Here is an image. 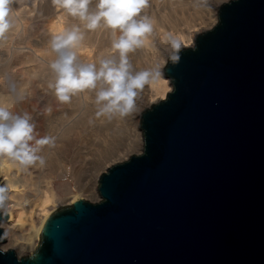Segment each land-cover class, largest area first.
Segmentation results:
<instances>
[{
  "label": "water",
  "instance_id": "95a60500",
  "mask_svg": "<svg viewBox=\"0 0 264 264\" xmlns=\"http://www.w3.org/2000/svg\"><path fill=\"white\" fill-rule=\"evenodd\" d=\"M171 55L142 151L101 173L97 201L57 206L27 255L2 248L0 208V264H264V0L222 3Z\"/></svg>",
  "mask_w": 264,
  "mask_h": 264
},
{
  "label": "bare ground",
  "instance_id": "6f19581e",
  "mask_svg": "<svg viewBox=\"0 0 264 264\" xmlns=\"http://www.w3.org/2000/svg\"><path fill=\"white\" fill-rule=\"evenodd\" d=\"M167 1L169 9L162 13L157 12L151 18L154 33L148 36L144 46L136 49L138 57H150L151 70L158 69L161 74L158 79L138 90L135 110L132 113L109 119L97 115L94 91L86 90L74 96L67 104L56 99L53 89L48 87L50 82H54L49 64L56 58L51 50L50 40L53 34L78 25L84 32V39L77 50L79 60L98 64L100 58L117 55L111 48L113 37L109 36L108 42L104 41L103 36L84 29L78 18L67 13L64 19L50 20L48 32L42 31L41 36H25L29 32L37 31V25L32 21L35 16L19 14L15 17L25 0H13L10 5V15L14 21L11 34L15 36H6V39L0 40V45L3 46L0 50V73L11 71L12 75H16L19 69H23L26 75L17 88L24 92V99L15 102L11 111L21 115L28 113L36 124V138L50 136L54 139V146H43L38 153L45 159L43 166L38 163L21 166L8 156L0 155V184L6 190L4 207L9 213V218L1 224L5 231L4 238L7 239L4 247L18 249V253L26 248L34 250L40 242V230L44 220L53 211V205L67 200L72 203L83 197L85 192L98 198L94 184L88 187L85 180L87 151L95 150L94 148L104 149L107 150V155L102 161L113 159L124 150L114 139L115 133L123 128H128L131 133L127 149L132 151L138 145L144 144L143 133L139 129V115L146 109L143 110L145 101L164 99L172 88L171 80L163 76L167 58L175 51L166 37L179 39L182 47L192 45L194 35L199 34L201 26L211 28L217 22L218 14L215 10L223 0H209L207 5L199 7L201 10L196 8L193 11H189L187 0ZM156 2L158 0H152L151 4ZM49 3L53 5L52 0ZM192 7L195 9V6ZM58 9L55 7V10ZM204 10L207 13L200 17L198 11ZM9 48L12 53L5 57V49ZM8 95L0 92V96ZM98 178L99 174L96 182Z\"/></svg>",
  "mask_w": 264,
  "mask_h": 264
},
{
  "label": "clouds",
  "instance_id": "9594fccd",
  "mask_svg": "<svg viewBox=\"0 0 264 264\" xmlns=\"http://www.w3.org/2000/svg\"><path fill=\"white\" fill-rule=\"evenodd\" d=\"M13 0H0V40L13 28L10 12ZM55 7L76 17L87 30L105 28L111 30V48L117 55L100 58L95 62H81L78 49L84 39V32L78 25L53 34L51 50L56 58L49 64L54 82L56 99L63 104L86 90L95 92L97 115L111 119L113 116L125 117L135 110V98L150 81L160 76L158 69L135 71L128 54L145 45L153 32V22L142 15L148 0H52ZM117 33H119L117 35ZM172 49L173 62H179L182 44L179 39L166 37ZM9 95L0 96V155H6L21 166L45 164L38 155L43 146H54L50 136L36 138V124L28 113L14 114V103L24 99V92L15 83L8 85ZM35 142L34 144L32 142ZM5 188L0 186V208L6 200Z\"/></svg>",
  "mask_w": 264,
  "mask_h": 264
},
{
  "label": "rangeland",
  "instance_id": "374dc122",
  "mask_svg": "<svg viewBox=\"0 0 264 264\" xmlns=\"http://www.w3.org/2000/svg\"><path fill=\"white\" fill-rule=\"evenodd\" d=\"M49 1L50 0H31V1L25 0V3L23 4L20 12H16V15H14L15 17L19 16V14L21 16L22 15L29 16V15L33 14L35 16V18L32 19V21L34 23H36L38 29H37V31L27 33L25 36H41L42 31L46 30L48 32V24H49L50 20H57L59 18H61V19L65 18L66 12L62 9L55 10V6L51 5L49 3ZM151 1L152 0H148V5L142 10V15H146L150 19L152 17L156 16L157 12L162 13V12H164V10L169 9L167 0H158V2H156L155 4H151ZM187 1H188L187 7L190 8L189 11H193V10H196V8L198 10H201V9H199V7L201 8V6L204 7V5H207L206 3L209 0H187ZM227 1H229V0H223L221 2V4L224 2H227ZM93 3H95V0H93ZM192 6H195V9ZM56 9H57V7H56ZM215 12H217V14H218V8L215 10ZM198 13H199L200 17H202L203 15L205 16V14L207 12L204 10L203 12L198 11ZM10 18L13 21L11 15H10ZM13 24H14V21H13ZM162 27L165 28L166 26L165 27L162 26ZM182 27H184V25ZM208 27L206 25L201 26V30L199 31V33L210 28V27L209 28ZM154 29L155 28L153 27L152 33H154ZM12 31H13V28L9 31V33L6 34V36L7 37L8 36H15V35L11 34ZM91 31H95L98 36H103L104 37L103 40L107 41V42H108L109 36H112L111 30L105 29V28H98L96 30H91ZM195 37H196V35H194V41H195ZM109 43H110V41H109ZM192 45H194V42ZM192 45H186V47L192 46ZM2 48H3V46L1 44L0 50ZM5 50L7 52L5 57H9L12 53V49L9 48V49H5ZM128 58H129V61L132 64L133 69L135 71L151 70L152 60L150 59V57L143 55V58L142 57L140 58V57H138V51L135 50L134 52H131L128 54ZM167 60H168V58H167ZM19 70L20 71H18L17 72L18 74H16V75H12L11 71H7L6 74L0 73V74H2L1 75L2 77H0V92L9 94L8 85L10 83H15L16 87H18L20 80L24 77V75H26L25 72L23 71V69H19ZM163 76L167 77L166 75H163ZM171 90H172V88H171ZM148 100L145 101V103H144L145 107L143 108V110L147 107H150L153 103H156L160 99L154 100L153 102L150 101L152 99H148ZM140 115H141V113H140ZM140 115H139V120H140ZM55 123H57V121ZM139 129L141 130L140 125H139ZM118 132L115 133V138H114L115 143L118 145L120 144L119 146L122 147L124 150H122L120 154L113 157V159H110L107 161H102L104 158H106V155H107V150H104V149L103 150L102 149L97 150L96 148H94L95 150L91 149L92 151L91 150L87 151L89 156L87 154L88 160L86 159V165H85L86 177H85V180L87 182L88 187H91L94 184L93 186L97 190L98 198H94L93 195H89L88 192H85L83 197L86 199H89L91 201H97L100 198L99 192H98V180H99V178H98L97 182L95 180L96 176L98 174L100 176L102 172L106 171L107 168L109 166L113 165L114 163L123 161V160L129 158L132 154H137V153H140L142 151L141 148H143V145H138V147L133 148L132 151L130 149L126 148L127 142L131 136V133L129 132L128 128H123L121 131H118ZM112 148H114V147H112ZM69 201L67 200V202L66 201L57 202L55 205H53L52 210H54L59 205L70 204L71 202H69ZM2 210L6 211L7 208L3 207ZM4 245H6V242L2 245V248H4V249L11 248V247H7V246L4 247ZM15 250H17V253H18V249H15ZM32 250H33V248H26V249L22 250L21 253H18V254L19 255H27Z\"/></svg>",
  "mask_w": 264,
  "mask_h": 264
}]
</instances>
